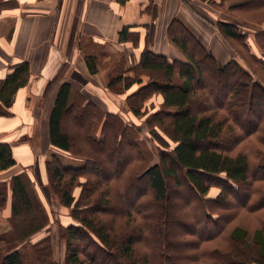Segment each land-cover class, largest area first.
<instances>
[{"label": "trees", "instance_id": "16d2710c", "mask_svg": "<svg viewBox=\"0 0 264 264\" xmlns=\"http://www.w3.org/2000/svg\"><path fill=\"white\" fill-rule=\"evenodd\" d=\"M262 3L264 0H248L231 7L247 9ZM219 27L227 37L241 42L264 73V24L254 34L235 23L221 22ZM128 37L124 28L120 39ZM169 37L187 60H169L146 48L129 68L132 73L134 69L149 75L162 73L163 80L140 86L131 95L149 89L163 95L164 106L155 122L148 121L150 131L162 139L154 124L167 126L175 141L172 150L162 149L160 161L143 172L139 173L136 163L142 161L138 126L118 112L104 110L84 94H75L68 82L57 93L49 119L51 144L83 160L79 165H66L53 154L47 161L50 181L59 189L55 194L71 208L73 218L63 227L68 252L65 264H264V156L259 144L264 145V82L254 76L247 57L245 62L232 58L221 64L177 19L169 26ZM88 64L92 71L97 70L95 57H89ZM176 72L180 81H175ZM30 78L28 61L15 64L0 81L2 103L11 105ZM141 80L124 72V76L112 77L109 85L127 81L126 88ZM221 109L227 116L220 114ZM68 114L80 122L79 128L64 127ZM226 118L240 130L224 129ZM242 140L254 141L256 148L246 146L232 152ZM17 163L12 145L0 141V172ZM169 178L176 181L174 191ZM32 182L26 172L0 181V207L10 201L12 224L0 235V264H61L52 260L50 236L32 242V235L50 221L47 206ZM77 185L81 186L79 195ZM212 186L220 187V192L209 197ZM171 192H180L179 200L185 194V203L194 205L192 221L170 210ZM242 212L254 214L259 225L232 224ZM105 213L125 216L126 227L118 229L115 219L102 218ZM137 213L142 222L131 219ZM183 227L197 237H178ZM215 239H219L216 244ZM141 241L147 243V249L139 247Z\"/></svg>", "mask_w": 264, "mask_h": 264}, {"label": "crops", "instance_id": "0c3cea01", "mask_svg": "<svg viewBox=\"0 0 264 264\" xmlns=\"http://www.w3.org/2000/svg\"><path fill=\"white\" fill-rule=\"evenodd\" d=\"M219 1L0 0V81L15 64H31L27 87L16 92L10 115L0 120V141L12 145L18 160L6 173H0V181H10L21 172L36 179L33 156L37 151L42 155L40 145L51 146L49 119L63 83H70L75 94L81 92L106 111L126 110L107 89L109 77L101 68L100 57L112 59L117 55L122 63L125 61L124 71L138 62L146 48L169 60H184L185 53L168 34L170 24L177 19L221 64L240 58L219 23H235L246 32L252 28L216 9ZM124 28L129 37L121 40ZM252 46L257 49L255 44ZM89 57L96 58V71L90 69ZM43 99H49L44 113L39 106ZM49 151L51 156L60 154L53 148ZM47 159L49 155L43 163Z\"/></svg>", "mask_w": 264, "mask_h": 264}, {"label": "rangeland", "instance_id": "374dc122", "mask_svg": "<svg viewBox=\"0 0 264 264\" xmlns=\"http://www.w3.org/2000/svg\"><path fill=\"white\" fill-rule=\"evenodd\" d=\"M236 1L237 0H223L222 4H220V5L218 4V5H216V7L215 6L214 7L216 9H218L219 11H221V13L228 15L230 17H234L236 20L241 21L245 25H248L245 27L252 28V29H250L249 33L254 34V32L256 31L255 29L262 27V25L264 24V3H262L258 6H256V4H255L254 6H250L251 8H247V9H244V8L243 9L242 8L233 9L231 6ZM168 34H169V28H168ZM227 38L230 40L231 43L234 44V48L237 49L239 51V53L241 54L240 58L242 59V61L245 62L244 57H247L248 60L250 59L249 61L251 64V68L254 72L253 73L254 76L257 79H261L262 82H264V73L261 72L260 71L261 69L258 66H256V64L252 61V58L249 56V53L247 52L246 48L243 47L241 42H238L236 40H232L230 37H227ZM252 39H253V37H252ZM176 46H178V45H176ZM144 50L145 49H143V51ZM119 58L117 55L113 56L112 59L109 56H102V57H100L99 62L102 64L101 68L105 71L106 75H108V77H109L108 82H107V89L110 91L109 93H111L113 96H115L117 98V100L122 103V106L124 105L123 106L124 109H126L125 111H120L118 113H120L124 117L125 121L132 123L135 127L138 126V128H140V130H141L139 133L140 137H139L138 149H139V152H141L140 158H142V161H136V163L139 166L138 171H139V173H141L147 167H149L152 164L160 161V154H161L160 151L162 149L172 150V148L175 145V141L172 139L171 132H170V130L167 129V126L160 125L158 123L154 124L157 131L160 133V135H162V139H160L158 136H156V134L154 136L152 134L154 132L151 133V131H150V130H152L151 129L152 126H151V123H148V121L151 119H154V122H155L156 115H157L156 113L161 111V109L164 106L163 95L159 92L154 91L153 89H149V92H147V93H145L143 91L137 95H135V94L131 95V94L134 93L135 91H137L140 88V86L146 85L147 83L152 82V81L155 82L156 80H163V79H161L163 77H162L161 72H156L153 75H149V74L145 73L144 70H141V71L138 70L136 72V70L134 69L133 73H131V74L133 76H135V78L140 76V78L142 79L141 81H138V82L135 81L130 87H126V88H125L124 83H126L127 81L117 82L115 85L111 86V85H109V83H110V80L112 77H114L115 75H119V74L124 76V72L128 74V71H124L125 61H123V63H122L121 59H119ZM186 59H187V57H185L184 60H186ZM175 74H176L175 81H180L179 80V73L176 72ZM251 74H252V72H251ZM152 76H154V77H152ZM27 84L25 86H23L22 88L24 89L25 87H27ZM81 95H82V93H81ZM15 101L16 100L13 99L12 104L9 106H6L2 103V100L0 99V120H2V118H5L6 116L10 115L8 110H10V109H12V107H14ZM39 102H40V100H39ZM48 102H49V99H43V102L39 103V106H41V108H42V113L45 112V109L48 105ZM220 114L223 116H227V112L225 109H221ZM226 119L227 120L224 124V129H226V128L228 129V126L229 127L231 126L235 130H240V128L238 127V125L234 121L231 122L230 118H226ZM79 123H80L79 121L75 122L73 119H71V115L68 114L66 116L64 127L72 131L73 129L79 128ZM253 135H255V134H253ZM75 139L78 142L84 141V140L79 139L78 137H75ZM247 142L249 144L246 145ZM41 144H42V142H41ZM259 144L263 149L262 156H264V145H261V143H259ZM246 146H250L251 148L255 149L256 143L254 141H250V142L245 141V140L238 141L233 146L232 152H236L242 147L246 148ZM40 147H43L42 155H40V152L37 151L34 153V156H33L34 157L33 161H35L34 165L37 164V167H36V171H35L36 173L34 172L36 179L33 177L34 181L32 183L34 184L38 195L42 197L45 205L47 206L46 208L48 209V212L50 214V221H49L48 225L45 226L42 230L33 234L31 239H32V242H35V241H38L44 237L50 236L51 237V244H52V248H53L52 260L56 261L58 263H61V264H65L68 252H67V237H65L63 235L64 229H65L63 227L65 225H69L70 223L73 222V218L70 214L71 208L62 204V202L59 201L58 196L55 194L58 192L59 189H57L58 187H55L56 184H52V182L50 181L49 171L47 169L48 159H47V161H45V163H43V160L46 157V155H49L50 160L53 158L52 157L53 155L51 156V152L49 150L51 148H53V149H56V148L52 144L49 147L47 145H44V144L40 145ZM59 153L60 154L58 155V157L60 158V160L62 161L63 164L79 165L83 162V160H81V159L72 158V155L70 152L65 153V154H63L61 152H59ZM130 156H132V153L130 154ZM134 156H136V155L134 154ZM263 161H264V157H263ZM6 171H8V170L6 169ZM2 172L6 173L5 170L1 171L0 173H2ZM81 179H84V178L81 176ZM169 182L172 184V186H169L170 190L173 189L171 191H174V189H176V188H174L176 181H174L172 178L171 179L169 178ZM80 189H81V186L77 185L76 191H75L77 195H79ZM180 189L184 191L183 187ZM218 192H220V187L212 186L210 188L209 192L207 193V196L211 197L213 195H216ZM178 193H180V192H178ZM178 193H175L176 195L173 194L172 192L170 193L171 194L170 200L173 201V202H171V204H170V201H168L169 203L167 202L169 204L170 210L176 214H179L180 216L185 217V220H187V221L191 220L192 221V219H193L192 215L193 214L191 213V211H192V208L194 207V205L192 206V205H189L187 202L185 203V201H186L185 194H181V200H182V198H185V200H182V201L179 200V194ZM185 193H187V192H185ZM214 211L219 212L221 210L219 208H217V209L214 208ZM10 216H11V206H10V201H8V204L0 207V235L11 229L12 224H11V221L9 219ZM102 218H104L106 220H112V221H113V219H115L114 224L120 225L118 227V229L125 228L126 223L128 221V219L125 216L117 217V216H114V214H110V213L102 214ZM131 219H134L135 222H142L141 216L139 214L137 216H135V218H131ZM233 220L234 221L232 224H238V223L243 224V225L246 224L251 228L259 225V221L254 214H246L244 212H242L240 215L236 216ZM180 230H181V228H180ZM181 231H182V233H181L182 235L179 234V235H177L178 237L182 236L185 239L197 237L196 233H194V234L189 233V232H187V230H184V227L182 228ZM174 233H177V232H174ZM174 233L172 234L173 236H174ZM217 241H219V239H217V240L215 239L213 241L214 244H216ZM138 245L143 250L147 249V243H144L143 241L139 242ZM175 246H177V244H175ZM192 250L196 251V249L194 247H192Z\"/></svg>", "mask_w": 264, "mask_h": 264}]
</instances>
